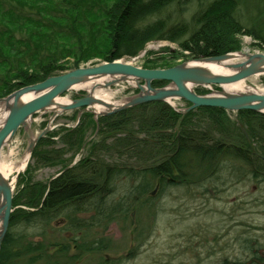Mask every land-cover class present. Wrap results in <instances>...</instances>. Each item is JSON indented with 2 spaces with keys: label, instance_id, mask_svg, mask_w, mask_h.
I'll return each mask as SVG.
<instances>
[{
  "label": "trees",
  "instance_id": "obj_1",
  "mask_svg": "<svg viewBox=\"0 0 264 264\" xmlns=\"http://www.w3.org/2000/svg\"><path fill=\"white\" fill-rule=\"evenodd\" d=\"M174 2L0 0V97L78 68L91 59L135 58L154 40L176 42L179 49L169 53L168 48L156 56L148 52L143 63L146 68L171 67L189 59L238 51L243 47L241 34L261 39L255 45L264 51V40L250 30L244 31L237 18V0H212L195 12L190 22L168 27L156 16ZM165 83L156 80L153 86ZM91 122L96 125L93 114L86 112L76 127L54 129L36 145L32 163L37 167L61 164L62 168L44 183L33 180L36 164L29 162L19 176L0 264L16 263L32 253L30 263L44 257L47 246L25 242L24 235L14 229L18 226L45 225L61 216L75 222L76 213L89 209L105 216L107 197L114 192L119 176L144 175L141 187L149 185V175L158 178L159 184L174 183L177 178L187 183L191 178L197 180L199 168L200 175L210 177L220 171L223 158L232 157L244 166L233 167L230 177L239 180L245 175L264 180L263 112L240 110L233 120L228 110L220 107L198 106L183 114L165 101H151L99 117L101 138L96 141L86 138ZM85 143H89L87 156L74 165L66 163V150L75 152ZM18 243L20 249L15 251ZM103 247L100 242L83 249L100 252Z\"/></svg>",
  "mask_w": 264,
  "mask_h": 264
},
{
  "label": "rangeland",
  "instance_id": "obj_2",
  "mask_svg": "<svg viewBox=\"0 0 264 264\" xmlns=\"http://www.w3.org/2000/svg\"><path fill=\"white\" fill-rule=\"evenodd\" d=\"M210 1L175 0L156 17L161 18L168 27L190 22L194 13L206 7ZM237 1L236 16L243 24L244 31L250 30L264 40V0ZM148 19L152 20L151 17ZM240 38L243 45L240 50L264 52L255 45L257 41L262 42L261 39H254L248 34H241ZM168 48L171 49L169 53L174 52L179 45L166 39L154 40L137 57L126 60L143 67L148 52H154L156 56L165 53ZM179 61L181 59L176 62ZM103 62L95 58L81 66ZM242 85L264 90V74L251 76ZM137 90L133 83L122 82L100 92H108L110 99L118 100ZM205 90L204 93L212 92ZM85 93L82 88L70 89L62 99L72 100ZM169 105L179 110L189 106L181 99L172 100ZM79 112H82L80 116ZM86 112L89 113L77 108L59 114L50 131L76 127ZM228 114L231 119H236V112L228 110ZM51 115L50 111L35 114L32 121L35 135L46 126ZM94 120L96 125L91 122L86 130L88 141L101 138L99 117ZM249 142L256 147L251 138ZM86 144L75 152L66 150L63 156L66 163L72 162L74 165L85 158L89 150V143ZM27 146V136L20 129L3 148L1 163L21 165L27 157ZM133 161H129L130 164ZM29 162L32 163V159ZM220 164V171L210 177L200 175L199 168L196 174L199 177H195L197 180L191 178V182L187 183L177 178L174 183L159 184L158 178L149 175V185L141 187L140 181L146 178L144 175L137 178L119 176L114 181V192L107 197L105 216H100L97 209H89L76 213L75 222L61 216L45 225L35 223L14 228L24 235L25 242H39L47 247L42 259L30 263L32 253L13 264H264V180L245 175L239 180L230 177L233 167L244 166L235 158H223ZM61 168V164L39 167L36 164L33 180L49 182ZM18 179L14 182V192ZM133 190L141 194L138 196L131 192ZM78 221L82 225L77 226ZM100 242L104 246L100 252L83 249L86 245ZM19 245L15 246V251L20 249Z\"/></svg>",
  "mask_w": 264,
  "mask_h": 264
},
{
  "label": "water",
  "instance_id": "obj_3",
  "mask_svg": "<svg viewBox=\"0 0 264 264\" xmlns=\"http://www.w3.org/2000/svg\"><path fill=\"white\" fill-rule=\"evenodd\" d=\"M261 74H264V52L238 50L189 59L165 68H146L122 58L80 66L0 97V107L4 111V117L0 120V155L20 129L24 130L28 140L25 167L16 173L15 180L5 177L0 169V251L14 210V182L26 168L38 142L53 128L52 123L59 114L81 108L91 112L97 119L147 102L165 101L171 104L175 99L185 100L189 104L182 110L175 108L183 114L198 106L220 107L230 112L249 109L264 114V90L240 87L229 91L226 88ZM156 80L167 83L153 86ZM122 82L133 83L138 91L118 100L100 94L102 89ZM88 84L90 86L82 88L86 93L80 97L66 101L62 99L63 94L70 89ZM198 88L210 89L212 92L197 93ZM46 111L52 112V115L46 126L35 135L32 129L34 116Z\"/></svg>",
  "mask_w": 264,
  "mask_h": 264
},
{
  "label": "bare ground",
  "instance_id": "obj_4",
  "mask_svg": "<svg viewBox=\"0 0 264 264\" xmlns=\"http://www.w3.org/2000/svg\"><path fill=\"white\" fill-rule=\"evenodd\" d=\"M214 70H217V68L213 67ZM217 71H221L220 69H218ZM90 86V84L88 85H81L80 88H86ZM240 87H243L242 83H238L236 85H230L229 87H226L229 91L230 90H234V89H238ZM100 94L106 98H110V94L108 92H100ZM62 100V99H60ZM4 117V111L2 110V108L0 107V120ZM27 159V157H26ZM26 159L23 161V163L21 165H16L14 166L13 164H5V163H1L0 164V169L2 171V173L5 175V177L10 178L12 175H14L13 177V181L15 180V175L18 171L22 170L25 167V163H26Z\"/></svg>",
  "mask_w": 264,
  "mask_h": 264
},
{
  "label": "flooded vegetation",
  "instance_id": "obj_5",
  "mask_svg": "<svg viewBox=\"0 0 264 264\" xmlns=\"http://www.w3.org/2000/svg\"><path fill=\"white\" fill-rule=\"evenodd\" d=\"M54 178V176L52 177V179Z\"/></svg>",
  "mask_w": 264,
  "mask_h": 264
}]
</instances>
